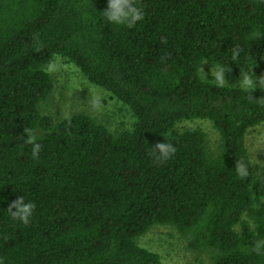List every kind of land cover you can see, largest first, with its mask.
Returning <instances> with one entry per match:
<instances>
[{"label":"trees","instance_id":"obj_1","mask_svg":"<svg viewBox=\"0 0 264 264\" xmlns=\"http://www.w3.org/2000/svg\"><path fill=\"white\" fill-rule=\"evenodd\" d=\"M132 3L143 18L129 26L106 19L107 0H0V264H163L137 243L154 225L211 264H264V162L245 144L264 123V81L239 86L264 71V0ZM55 56L125 104L131 128L42 115ZM205 61L223 84L202 77ZM196 119L216 147L176 128ZM18 198L35 205L27 224L7 211Z\"/></svg>","mask_w":264,"mask_h":264},{"label":"rangeland","instance_id":"obj_2","mask_svg":"<svg viewBox=\"0 0 264 264\" xmlns=\"http://www.w3.org/2000/svg\"><path fill=\"white\" fill-rule=\"evenodd\" d=\"M214 70L216 67L208 61L203 62L200 68L203 78L208 77L216 82ZM46 71L52 78L53 88L49 96L39 103L42 115H48L57 122L82 112L105 125L112 133L131 128L134 120L128 107L105 89L91 84L73 63L55 56ZM250 76L256 81L255 86L264 81V71H254ZM176 128H199L205 132L210 147L217 145L218 133L208 120H182ZM245 144L251 164L261 165L264 162V123L247 130ZM137 243L157 253L163 264H211L209 253L189 248L186 237L172 225L152 226L138 237Z\"/></svg>","mask_w":264,"mask_h":264},{"label":"clouds","instance_id":"obj_3","mask_svg":"<svg viewBox=\"0 0 264 264\" xmlns=\"http://www.w3.org/2000/svg\"><path fill=\"white\" fill-rule=\"evenodd\" d=\"M103 14L106 19L110 22H115L117 24L127 23L129 26L134 24L136 21H139L143 18V12L138 7L132 3V0H107V7L103 10ZM54 67V66H51ZM225 69L217 65L216 70H214L213 75L216 78V82L218 84H223V74ZM256 81L247 74H245L241 81V87L244 89H251L255 86ZM29 142H32L31 140ZM157 147L160 149L162 155H167L169 152L173 151V148L170 144L159 143ZM36 149L33 151V155L35 156ZM237 171L239 175L245 176L247 175V171L243 166H238ZM35 205L31 202L25 203L23 198H18L16 201H13L8 207L7 211L11 215V217L15 219H19L23 223L27 224L29 222V218L32 215ZM15 209V212L12 209Z\"/></svg>","mask_w":264,"mask_h":264}]
</instances>
